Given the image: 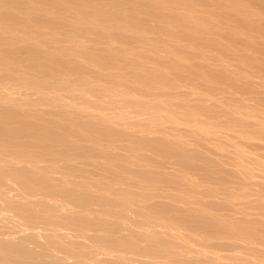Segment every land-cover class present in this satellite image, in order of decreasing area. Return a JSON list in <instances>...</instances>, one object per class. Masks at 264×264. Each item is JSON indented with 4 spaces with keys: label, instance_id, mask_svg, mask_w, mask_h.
Wrapping results in <instances>:
<instances>
[{
    "label": "bare ground",
    "instance_id": "6f19581e",
    "mask_svg": "<svg viewBox=\"0 0 264 264\" xmlns=\"http://www.w3.org/2000/svg\"><path fill=\"white\" fill-rule=\"evenodd\" d=\"M0 227V264H264V0H0Z\"/></svg>",
    "mask_w": 264,
    "mask_h": 264
},
{
    "label": "rangeland",
    "instance_id": "374dc122",
    "mask_svg": "<svg viewBox=\"0 0 264 264\" xmlns=\"http://www.w3.org/2000/svg\"><path fill=\"white\" fill-rule=\"evenodd\" d=\"M0 228L2 229V232H4V234L1 237H8L10 234H14L15 231L16 232L18 231V230L12 231V229L6 227H0Z\"/></svg>",
    "mask_w": 264,
    "mask_h": 264
}]
</instances>
